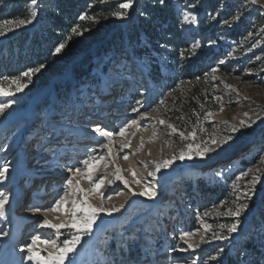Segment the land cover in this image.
I'll return each mask as SVG.
<instances>
[{"label":"rangeland","instance_id":"374dc122","mask_svg":"<svg viewBox=\"0 0 264 264\" xmlns=\"http://www.w3.org/2000/svg\"><path fill=\"white\" fill-rule=\"evenodd\" d=\"M57 1L37 0L33 6L31 0H0V25L32 19L15 31L4 28L7 34L0 35V81L19 80L28 85L17 91L16 85L6 83V91L16 94L0 98V105H12L0 115V172L8 169L0 177V200L6 201L0 214V264H41L28 260L30 253L21 249H28L39 237L36 251L47 260L56 248L40 241L55 240L62 247L74 235L83 238L64 264H223L228 254L238 251L241 257L253 258L255 253L247 255L244 249L250 239L259 246L257 258L264 262V0H172L188 40L216 51L203 87L214 108L198 110L192 117L182 110L185 93L179 77L175 89L163 77L158 84L151 80L154 64L162 75L169 76H177L180 67L169 65V49L164 45H158L159 52L143 49L149 45L144 33L120 34L115 24L75 26L43 56L40 43L47 41L40 38L50 20L47 12ZM111 1L118 23L132 24L138 6L145 4L143 0ZM129 2L132 7L125 14L119 5ZM36 8L42 17H30ZM116 14L125 18L117 19ZM185 17L195 22L186 24ZM74 29L79 31L73 36ZM28 31L38 38L31 49L25 37ZM70 36L68 46L54 55ZM26 72L34 74L25 77ZM176 90L182 91L177 95ZM141 116L148 119L141 120ZM92 117L112 135L99 136L95 129L90 130L87 124L93 122L86 119ZM241 121L255 123L241 128ZM129 124L133 127L120 136ZM168 124L189 138L169 135ZM224 138L230 143L219 148ZM209 141L213 142L209 148L217 150L200 159ZM40 142L44 150L33 154ZM181 151L193 159L180 160ZM173 156L177 157L175 163L156 172V165L163 166ZM86 160L89 167L84 166ZM229 163L234 167L229 170L239 171L224 181L221 192L215 191L213 175L223 172L220 168ZM116 169H121L131 191L115 182ZM54 171L59 175L54 176ZM77 171L80 174L69 188L68 181ZM149 173H156V179ZM253 175L259 180L254 188ZM239 177L244 178L238 181ZM48 179L58 190L46 199L42 186ZM99 180H104V186L94 192ZM149 191L153 199L132 195ZM35 192L42 195L38 202L48 204L32 208ZM245 192L251 199L245 198ZM64 196L68 197L66 204L55 211ZM73 202L77 208L98 210L90 234L67 227L59 233L39 227L45 220L56 226L71 223ZM244 205L247 207L238 218L227 214ZM31 209L34 212L26 213ZM108 211L113 215H104ZM83 215L77 211L76 219L82 221ZM202 224L212 231L205 233ZM232 224L238 228L229 233ZM185 234L195 235L181 243L179 238ZM216 234L229 238L213 239ZM202 239L211 242L201 243ZM189 244L197 250H176Z\"/></svg>","mask_w":264,"mask_h":264},{"label":"trees","instance_id":"16d2710c","mask_svg":"<svg viewBox=\"0 0 264 264\" xmlns=\"http://www.w3.org/2000/svg\"><path fill=\"white\" fill-rule=\"evenodd\" d=\"M143 1L144 6H138L135 12V20L133 19L131 24V22H116L113 17L114 3L111 0H58L57 4L47 12L50 20L45 28L46 33L40 38L47 41L43 44L40 43L44 49L42 55H46L53 47L59 45L66 37L67 32L75 26L83 29L92 28L94 25L102 23L115 24L117 32L120 34L125 31L127 35L144 33L149 45L143 46V49H154L159 52L158 45H164L169 49V65L180 67L177 76H169L162 75L159 72L158 64H154L149 73L151 80L158 84L160 78L163 77L166 83L171 82L169 87L174 88L177 77L180 78L185 93V98H182V110L185 111L187 117L194 116L198 110L213 109L214 106L210 104L211 95L208 96L203 87L207 80L206 75L214 65L212 56L216 52L215 49L205 44L197 46L188 40L183 34L181 19L174 10L172 0H163L162 3L158 0ZM35 11L37 18L42 17L41 10L36 8ZM103 11L105 15L101 14ZM82 14L87 18L81 20ZM91 15H95V18L91 19ZM139 15H144L145 18H139ZM25 37L28 49L33 48L38 40L35 33L28 31ZM179 91L181 93L182 90H176L177 95ZM238 171L235 168L221 173L216 172L213 175L216 177L214 190L221 192L224 181H229L230 177ZM254 242L253 239H250L244 244L247 255L255 253L253 258L241 257L240 251H238L234 254H228L223 264H264L257 258L261 254V250Z\"/></svg>","mask_w":264,"mask_h":264},{"label":"snow or ice","instance_id":"6c2138e0","mask_svg":"<svg viewBox=\"0 0 264 264\" xmlns=\"http://www.w3.org/2000/svg\"><path fill=\"white\" fill-rule=\"evenodd\" d=\"M36 2H37V0H31V4L33 6L36 5ZM255 2H256V0H248V3H255ZM131 7H132V4L130 2L129 3H121L119 5L120 9L125 10V14H126V11L128 9H130ZM36 15H37V13H36L35 10L30 11V17L35 18ZM86 18L87 17H85V16H81L80 17L81 20H84ZM116 18L117 19H124L125 15L124 14H116ZM194 22H195L194 18L185 17L184 23L193 24ZM30 23H32V19H27V20L21 19L19 21H15V20L7 21V22H5V24L0 25V35H6L7 34L5 31H3L4 28H7V31H15L17 27H25L27 24H30ZM78 31H79V29H74L73 30V36ZM71 39H72V36H70L68 38V40H67V42L65 44L60 45V47H58L56 49L54 55H59L64 50V48H66L68 46V43L71 42ZM37 71H39V70H37ZM213 71L214 72L215 71H219V69H214ZM33 74L34 73H32V72H26V73H24V76L25 77H31ZM6 83L8 85H16L17 91H23V89L28 86L27 84H21L19 80H11V81H7V82L0 81V98L6 97V96H12V95L16 94L15 92H13L11 90H7L6 91ZM215 99L217 101H219L220 97H215ZM139 103H140V101H137V104H139ZM161 103H163V102H161ZM11 106L12 105L10 103H4L3 105H0V115H2L5 112V110L7 108H10ZM136 111H139V109H136ZM211 115H212V113H209V116H211ZM140 119L141 120H145V119H148V117L141 116ZM159 123H160L161 126H164V121L163 120L159 121ZM254 123H255V121H252L251 123L245 124L243 121H241V128H245V127L246 128H251ZM131 127H133V124H129L127 126V128L121 129L119 135L120 136H124V134L127 132L128 128H131ZM167 127L170 129L169 135H180L182 140L189 138L187 135H183V134L178 133L176 131V129L171 124H168ZM239 130L240 129H233L234 132L235 131H239ZM94 131H96L98 134H101L99 132V130H94ZM103 135L110 136L111 134L110 133H103ZM109 143H112L111 139H109ZM210 143H213V142L209 141V142L205 143V145H204L205 151L199 154V158L200 159H204L206 153L217 150V148H209V144ZM229 143H230V139L229 138H224L221 141H219L218 147L222 148L223 146H225V145H227ZM141 146H142V144H141ZM104 148L107 149L108 148V144H105ZM178 157H179L180 160H191V159H193V156L191 154H188V153H186L184 151H181L178 154ZM124 158L125 159H129V157H127V156H125ZM176 159H177V157L173 156L172 159L170 161H166L163 164V166L156 165L155 166L156 167V172H160L161 170L170 167L172 163L176 162ZM262 163H264V162H262ZM89 164H90L89 161H87V160L84 161V166L85 167H89ZM7 171H8V169L5 167L3 172H0V177H2L4 175V173L7 172ZM120 172H121V169H116V173L117 174H116V176L114 178L115 182H119V183L123 184L125 188H129L127 182L122 179V177L120 175ZM79 174H80L79 171H77L75 174H73L72 179H70L68 181V185L67 186L69 188H71L73 186V181L75 180V176L79 175ZM149 176H151L153 179H156V173H149ZM87 178L89 180H91L92 179V175L90 173L87 174ZM243 178L244 177H239L238 181L242 180ZM137 182H139V181H137ZM256 183H259V180L257 179L256 175H253V182L251 184V187L254 188ZM103 186H104V180H99L96 183V187L93 189V191L94 192H100ZM108 186H110V184ZM233 187L235 188L236 185H233ZM129 191H131L130 188H129ZM132 195L133 196H146L147 199H153L154 198L153 197V193L150 192V191L147 192V193L146 192H132ZM0 196H2V194H0ZM244 196L247 199H251V196L249 195L248 192H245ZM237 199H240V197L238 196ZM67 200H68V197L64 196L63 199H61L55 205V209L54 210L55 211H59L61 209V207L66 204ZM5 202H6L5 200H0V214H2V212H3ZM224 206L225 205H221V207H224ZM246 207H247V205H244L243 207L237 208L235 211L230 210L227 214L235 216V217L238 218L240 216V214L245 211ZM77 211L82 212L84 214L82 221L76 219ZM117 211H119V209H117ZM65 213L68 214V209H66V208H65ZM104 215L111 216V215H113V213L108 211V212H104ZM71 216H72V222L67 224V225L60 224L59 226H56V225H53V224L49 223L47 220H45L43 223H41L39 225V227L41 229H45V228L52 229L56 233H59L62 228L67 227V228L75 229V231L77 233H83L84 235H88V234H90L92 232V230H93L92 226L97 222V219L99 218V213H98L97 209L92 208L91 206H88L87 208H84V207L77 208L76 207V202H73V209L71 210ZM201 226L203 227V230H204L205 233H209V232L212 231V229L207 224H202ZM223 227L224 226L222 225L221 228H223ZM237 228H238L237 224H232L230 227H228L227 231L229 233H234V232H236ZM192 235H195V234L181 235L180 238H179L180 242L181 243H186L187 239H189ZM58 238L59 237L57 236V239ZM82 238L83 237L80 236V235H74L70 240L67 241V243L63 244L62 247H57L55 240H52V241H48V240L40 241L46 247H55L56 248L55 255H49L47 260H45L43 257H40L39 252L36 251V249L38 247L39 237L37 238V240H34L32 242V246L31 247H29L28 249H21V251H26V252L30 253V255H28V257H27V259L30 260V261H32V260L40 261L41 264H64V261L66 259H68L69 255L76 250V246L80 243ZM228 238H229L228 236L220 237L219 234H216V235L213 236V239L227 240ZM205 242H209L210 243L211 241H205L203 239L201 240V243H205ZM176 250L177 251L188 250V251L195 252L197 249H196V247H193L192 245L189 244V245L186 246V249L178 247ZM212 259L215 260L217 258L213 257Z\"/></svg>","mask_w":264,"mask_h":264},{"label":"bare ground","instance_id":"6f19581e","mask_svg":"<svg viewBox=\"0 0 264 264\" xmlns=\"http://www.w3.org/2000/svg\"><path fill=\"white\" fill-rule=\"evenodd\" d=\"M89 121V122H93L92 124H87V126H88V128L90 129V130H94V129H96V130H101V134H98L97 132H96V134L97 135H99V136H103V133H110L111 135H112V132L111 131H107L106 130V127H105V125L104 124H101V123H94V122H96V119L94 118V117H92V118H89V119H86V121ZM109 138V137H108ZM41 145H42V143L40 142L35 148H34V150H33V154L35 153H42V151L44 150V147L45 146H43V147H41ZM41 147V148H40ZM98 150V149H97ZM91 152H92V150H91ZM25 155V151L23 152V156ZM235 161H237V158H235L234 159ZM233 165V163H229V164H227L225 167H224V171L225 170H229V169H233L234 167L232 166ZM220 170H222V168H220ZM55 173H53V175L54 176H58L59 175V173H57L56 171H54ZM43 174V173H42ZM41 185H42V183H40ZM39 184V186H38V188H41V185ZM52 188V189H51ZM56 189H57V187L56 188H53V186H52V183H50V180L48 179V180H46L45 181V184L42 186V191H43V193L44 194H42V195H45V197H46V199H47V197L51 194V193H53V192H55L56 191ZM58 190V189H57ZM109 190H112V187L110 186V188H109ZM34 195H36V196H34ZM34 195L33 196H31V199H33L34 201L35 200H37V199H39V200H41L42 199V195L41 194H37V192H35L34 193ZM112 201L114 200L113 198H110ZM110 200V201H111ZM43 202V204H48L46 201H45V203H44V201H42ZM50 202V201H49ZM115 202V201H114ZM36 204H35V202H34V205L32 206V208L33 207H36L35 206ZM29 212H34V210H27L26 211V213H29ZM31 214V213H30ZM35 214H37V213H35Z\"/></svg>","mask_w":264,"mask_h":264}]
</instances>
